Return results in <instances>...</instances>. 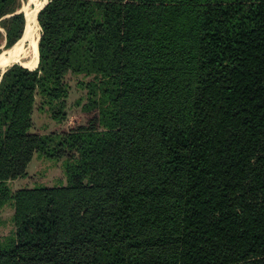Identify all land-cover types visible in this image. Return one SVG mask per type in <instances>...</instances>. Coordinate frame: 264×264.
Wrapping results in <instances>:
<instances>
[{"label": "trees", "instance_id": "trees-1", "mask_svg": "<svg viewBox=\"0 0 264 264\" xmlns=\"http://www.w3.org/2000/svg\"><path fill=\"white\" fill-rule=\"evenodd\" d=\"M16 1L0 0V20ZM135 1L53 0L38 16V68L4 73L0 201L35 156L65 160L68 187L17 208L0 264H264V0H177L208 4L197 37L181 72L164 54L144 88L123 82L124 55L145 41L156 62L168 21L148 36L155 21ZM11 23L10 48L27 27ZM66 69L93 78L87 124L34 133L36 109L66 116Z\"/></svg>", "mask_w": 264, "mask_h": 264}, {"label": "rangeland", "instance_id": "rangeland-1", "mask_svg": "<svg viewBox=\"0 0 264 264\" xmlns=\"http://www.w3.org/2000/svg\"><path fill=\"white\" fill-rule=\"evenodd\" d=\"M52 1L53 0H17L15 2L14 12L7 14L0 20V57H11L12 50L20 49L23 51L28 47L29 42L25 39L26 34H24L26 33L25 29L27 28L25 25V29L22 33L24 36L20 35L23 38L14 47L10 48L7 42V28L12 24L11 18L15 15H23L27 22L28 12L30 13L32 10H37L40 6V9H42ZM134 3L138 6L147 7L145 13H147L149 19L155 21L154 24L151 25L147 20V29L152 31L151 33L147 32L148 36L156 30H159L160 26L164 24V15H167L168 21V26L166 28L168 33L164 30L163 32L165 36L162 38L164 46L166 44V48L163 53L157 52L155 54L156 62L153 59L150 60L149 56L154 51L145 41L136 40V43H133L129 47V56L124 55V60L130 61L128 63L130 74L124 78L129 79V81L123 82L132 81L139 87L144 88L141 86V80H143V78H140V73L154 71L153 69L157 68L158 62L167 60L163 56L164 54L168 55L171 59L174 58L172 67L181 72L183 67L181 65H183L184 61L181 50L183 46L187 48L186 45L191 44V41L189 40L190 38L195 39L197 37L196 31L199 25L196 26V20L201 17V8L207 7L208 4L197 1L178 3L177 0H144L140 3H137L136 1ZM177 8H183V13L178 12ZM38 24L39 28L35 31V34L37 36L39 35V50V42L43 36V30L40 26L39 19ZM14 29H16V31L13 30V35H16L21 29V24L17 22ZM174 39H178V43L181 44V46H176L174 44ZM124 51L128 50L125 48ZM193 53L194 52H190V54ZM17 64L19 63H16V65ZM10 68H12V66L5 70L7 71ZM5 70H0V83L1 76ZM64 73L69 88L66 116L62 119L56 120L51 117L48 110H46L47 112L45 113H40L36 109L32 118L34 123V133L44 135L54 132H69L86 126L89 115L84 113L83 106L88 103V90L83 86V82L87 84L90 81H93V78L85 75L78 77L68 69H66ZM79 102L80 105L78 104ZM66 163L65 160L54 161L42 156H35L28 166L24 176L9 181L6 184L7 188L5 195L8 200H4L3 202L0 201V242L10 237L13 232L16 231L17 208L23 206L31 210L35 207L36 203L34 199H32V194L34 195L37 190H57L68 187ZM25 211H27V209H25Z\"/></svg>", "mask_w": 264, "mask_h": 264}, {"label": "bare ground", "instance_id": "bare-ground-1", "mask_svg": "<svg viewBox=\"0 0 264 264\" xmlns=\"http://www.w3.org/2000/svg\"><path fill=\"white\" fill-rule=\"evenodd\" d=\"M40 7L37 10H34V11L32 10V12L30 11V13L28 12L27 28H26V33H25L26 34L25 39H27V41L29 42L27 49L23 50V51H21L20 49H18V50L14 49L11 51L12 56L8 57V58L1 56L0 57V70H5L8 67L16 65V63L23 65L22 67H24V68H26V67H27V69L29 68V70H31V69L36 70L38 68V63H39V50H38L39 35L37 36L35 34V31L39 28L37 16L39 14V11L41 10ZM19 64H17V65H19Z\"/></svg>", "mask_w": 264, "mask_h": 264}, {"label": "water", "instance_id": "water-1", "mask_svg": "<svg viewBox=\"0 0 264 264\" xmlns=\"http://www.w3.org/2000/svg\"><path fill=\"white\" fill-rule=\"evenodd\" d=\"M5 72H6V71H5ZM5 72H3V74H2V76H1V80H2V77H3V75H4Z\"/></svg>", "mask_w": 264, "mask_h": 264}]
</instances>
